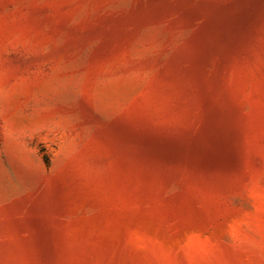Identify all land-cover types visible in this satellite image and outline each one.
<instances>
[{
    "label": "rangeland",
    "instance_id": "1",
    "mask_svg": "<svg viewBox=\"0 0 264 264\" xmlns=\"http://www.w3.org/2000/svg\"><path fill=\"white\" fill-rule=\"evenodd\" d=\"M0 264H264V0H0Z\"/></svg>",
    "mask_w": 264,
    "mask_h": 264
},
{
    "label": "trees",
    "instance_id": "2",
    "mask_svg": "<svg viewBox=\"0 0 264 264\" xmlns=\"http://www.w3.org/2000/svg\"><path fill=\"white\" fill-rule=\"evenodd\" d=\"M45 159H46V161H48V157L47 156H45Z\"/></svg>",
    "mask_w": 264,
    "mask_h": 264
}]
</instances>
